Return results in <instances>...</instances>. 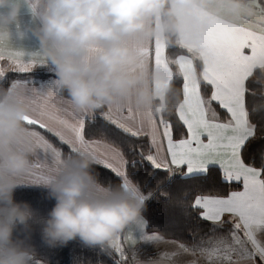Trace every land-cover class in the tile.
I'll return each mask as SVG.
<instances>
[{"label":"crops","instance_id":"1","mask_svg":"<svg viewBox=\"0 0 264 264\" xmlns=\"http://www.w3.org/2000/svg\"><path fill=\"white\" fill-rule=\"evenodd\" d=\"M168 1L176 43L188 52L173 58L166 54L155 0H0V81L10 73H31L7 79L0 115L39 125L72 153L107 167L120 179L121 193L93 181L37 129L10 124L0 125V192L37 189L69 200L75 213L95 222L109 245V238L120 235L125 250L116 253L117 264H264V174L240 156L252 135L244 83L255 68L264 67V30L257 26H264V8L251 0H242L251 3L249 12L235 7L239 0ZM225 1L235 5L229 9ZM171 65L181 77L175 111L185 135L178 139L161 121L158 105ZM201 83L208 85L209 97L201 94ZM61 87L69 90L67 96ZM96 115L145 136L144 159L156 169L188 178L216 167L226 182L239 184L223 196L193 198L203 219L224 227L222 234L179 244L148 231L140 210L149 195L127 178L122 153L83 136L84 123ZM5 211L19 218L5 220L27 218L4 206L0 218ZM233 233L253 240L257 251L191 250L200 242L219 244ZM0 264L45 263L12 254L0 243Z\"/></svg>","mask_w":264,"mask_h":264},{"label":"trees","instance_id":"2","mask_svg":"<svg viewBox=\"0 0 264 264\" xmlns=\"http://www.w3.org/2000/svg\"><path fill=\"white\" fill-rule=\"evenodd\" d=\"M155 2L164 23L166 54L169 58L188 54L185 48L176 43V20L169 1ZM194 63L198 71L200 62L195 60ZM170 67L171 80L162 100L158 102L159 115L161 121L170 127L172 137L178 139L185 135L175 111L181 98V77L173 65ZM29 74L10 73L6 79L3 78L0 81V99L8 78H24ZM32 75L40 78L48 76L46 73ZM244 87L246 119L252 128V135L241 147L240 156L244 164L260 169L264 174V67L255 68L246 78ZM68 91L64 87L60 88V92L66 96ZM200 91L203 97H209L208 85L201 83ZM213 106L224 119L225 113L215 103ZM2 124L37 129L59 149L64 158L74 159L78 168L93 181L115 194L121 193V181L110 169L72 153L65 143L39 125L25 124L0 115ZM83 136L105 141L122 153L127 178L142 193L149 195L140 210L148 231L182 244H193L222 234L224 227L203 219L199 209L192 203L196 195L223 196L238 187L239 184L226 182L218 168L208 167L205 174L188 178L156 169L144 159V154L149 151L145 136L131 135L98 115L84 123ZM0 206L15 208L27 215L24 220L0 218V243L12 254L24 253L45 264H117L115 250L101 235L95 222L75 213L69 200L44 190L14 189L0 192Z\"/></svg>","mask_w":264,"mask_h":264},{"label":"rangeland","instance_id":"3","mask_svg":"<svg viewBox=\"0 0 264 264\" xmlns=\"http://www.w3.org/2000/svg\"><path fill=\"white\" fill-rule=\"evenodd\" d=\"M207 1L208 0H206V2ZM239 2H242V4L240 3L239 5H236L235 7L239 8L240 12H245V11L249 12V8L250 9L253 8L251 6V3L247 4V2L245 3V1L243 3L242 0H239ZM251 2H253V4H256L258 6V8H264V4L262 3L263 6L261 5V0L259 2L257 0H251ZM225 3L229 9L235 5L232 2L225 1ZM253 13L256 15L258 12H253ZM257 26L260 27L258 29L264 30V26H262V25H257ZM1 69H3V68H1ZM206 102H207V105L209 104V106L211 108V109L208 108V112L212 114L213 113L212 107L208 101H206ZM8 212H14V211H5V214L3 216L4 218H2V217L1 218L4 220L10 219L12 217H15V219H19L18 215H16L18 213H15V215H12L11 213H8ZM109 239L110 240H108V241H110V246L116 251V253H120V251L125 250L123 248V246L122 247L120 246V235L119 234H117V238H116V236H114V237L109 238ZM255 242H258L257 238H256ZM179 244H181V243H179ZM210 248L219 249V250H223V249L233 250V254H235V255H242V254H246L249 252H256L257 251V247H256L255 243L253 242V240L247 239L245 237L242 238L241 235L238 233L230 234V237H228L227 239L224 237L223 241L219 244H214L211 246V245L206 244L204 242H200V243L196 244L194 248H192V249L190 248V249L191 250L194 249L193 251H195L197 249L206 250V249H210Z\"/></svg>","mask_w":264,"mask_h":264}]
</instances>
